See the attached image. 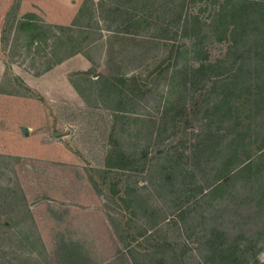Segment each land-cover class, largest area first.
I'll use <instances>...</instances> for the list:
<instances>
[{
  "label": "rangeland",
  "instance_id": "1",
  "mask_svg": "<svg viewBox=\"0 0 264 264\" xmlns=\"http://www.w3.org/2000/svg\"><path fill=\"white\" fill-rule=\"evenodd\" d=\"M153 1H103L89 41L12 17L19 65L84 49L93 66L72 74L83 103L0 116V264H60L69 241L96 264H264V56L246 26L264 0Z\"/></svg>",
  "mask_w": 264,
  "mask_h": 264
},
{
  "label": "crops",
  "instance_id": "2",
  "mask_svg": "<svg viewBox=\"0 0 264 264\" xmlns=\"http://www.w3.org/2000/svg\"><path fill=\"white\" fill-rule=\"evenodd\" d=\"M103 1L106 4L113 2V0H0V116L27 114L29 106L26 103L33 99L47 104L83 103L84 98L72 74L78 71L89 72L93 66L91 57L84 52V49L77 50L62 60L60 58L55 60L39 73L19 65V62L10 59L3 50L4 33L7 26L13 23L12 17H18L15 24L20 23V25L44 24L53 27L86 28L89 41L95 34L94 28L98 29L97 26H101L105 21L99 10V5ZM119 1L123 3L120 8L127 9H150L154 3L153 0ZM128 24L121 23L122 26ZM99 37L93 41H99L102 38ZM91 44L92 40L89 42V45ZM21 106L25 109L23 110ZM20 125L25 127L30 124L22 123L18 127ZM3 130L7 131L6 136H14L16 132L12 127Z\"/></svg>",
  "mask_w": 264,
  "mask_h": 264
},
{
  "label": "trees",
  "instance_id": "3",
  "mask_svg": "<svg viewBox=\"0 0 264 264\" xmlns=\"http://www.w3.org/2000/svg\"><path fill=\"white\" fill-rule=\"evenodd\" d=\"M261 6L262 5H256V11L259 9L261 10L259 13L256 12V18L255 19H252L246 26H250V25H255L254 28V36L256 37V49H259L258 46H262V51H260L258 54L259 55H262L264 56V46H263V43L262 42H259V40H262L264 38V8L261 9ZM240 9H244V8H240ZM237 11L238 9L237 8H234L233 10V13L232 15L234 14L235 17H237ZM241 16L243 17H247V15H245V13L243 12H240ZM31 26V25H30ZM34 26V25H33ZM242 32V35L241 37L244 38L246 35H249L250 34V30L248 28H242L241 30ZM236 60H233V62L236 63ZM213 64H208L205 65V64H201L200 66L203 67L202 69L206 68V67H211ZM262 65L264 66V61H262ZM200 68H197L196 71H200ZM78 90L79 87L77 86ZM80 93L82 94L83 96V93L81 92L80 90ZM256 111L258 110V108H260V106H256ZM262 122L264 123V121L262 120ZM258 150H259V157H263L264 156V139L262 142H259V145H258ZM0 155H2V153H0ZM250 154L247 155V157L245 156V159L244 157H239V159H244V160H241L240 163L243 161H248L247 163V167L246 169H250V168H253V164H254V160L250 158ZM250 158V159H248ZM242 162V163H243ZM258 163V162H256ZM234 167H232L231 169H225L224 171H222L223 173H221L219 176H218V179H226L228 180V176H230V173L231 171H233ZM253 171V170H251ZM233 177V175L231 176ZM230 177V178H231ZM96 264L95 262L92 261V259L90 258V256L80 248L79 244L77 242H74V241H69V242H65L63 244V246L60 247V264Z\"/></svg>",
  "mask_w": 264,
  "mask_h": 264
},
{
  "label": "water",
  "instance_id": "4",
  "mask_svg": "<svg viewBox=\"0 0 264 264\" xmlns=\"http://www.w3.org/2000/svg\"><path fill=\"white\" fill-rule=\"evenodd\" d=\"M25 132L27 133L28 132V129L26 128Z\"/></svg>",
  "mask_w": 264,
  "mask_h": 264
}]
</instances>
